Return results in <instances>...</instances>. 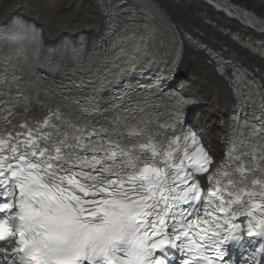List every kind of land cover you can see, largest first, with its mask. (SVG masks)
Listing matches in <instances>:
<instances>
[{"label": "snow or ice", "instance_id": "6c2138e0", "mask_svg": "<svg viewBox=\"0 0 264 264\" xmlns=\"http://www.w3.org/2000/svg\"><path fill=\"white\" fill-rule=\"evenodd\" d=\"M98 3L110 28L117 19L131 20L121 31L130 28L132 37L118 40L98 58V66L90 69L88 91H83V81L69 88L35 74L37 63L49 72L59 67L54 57L41 54L35 28L16 22L0 35L32 54L12 65L26 77L12 76L17 97L0 90V247L17 238L0 261L173 264L177 257L169 252L174 249L183 257L180 264H235L229 249L243 250L246 233L252 245L249 259L264 264V172L252 165L224 164L209 173L211 158L194 134L154 129L147 113L132 123L130 113L137 109L124 104L132 85L117 91L123 76L140 70L137 65L152 64L155 52L147 49L165 43L157 33L167 35L174 46L176 34L155 23L166 17L148 0ZM226 8L233 15L231 6ZM137 11L148 23H136ZM235 11L264 32V21L243 8ZM74 59L76 71L80 57L75 51ZM234 75L238 107L247 112L250 105L252 118L258 116L264 127V86L246 79L245 71ZM38 93L51 104L41 105L42 119H28ZM17 105L23 113L15 111ZM255 147L264 153V143ZM205 173L207 199L201 202L198 181Z\"/></svg>", "mask_w": 264, "mask_h": 264}, {"label": "bare ground", "instance_id": "6f19581e", "mask_svg": "<svg viewBox=\"0 0 264 264\" xmlns=\"http://www.w3.org/2000/svg\"><path fill=\"white\" fill-rule=\"evenodd\" d=\"M5 1L0 0V24L6 23L13 15H21L42 27L49 42H55L64 36L76 38L79 34H84L89 39L96 38L102 35L105 27V18L93 0H70L76 4L74 13L83 10V12H90L91 17L87 21L78 22H70L71 17H68L62 24L57 23L52 16H47L39 6L30 3V0H17L10 6H5L3 4ZM148 1L163 13L166 20L175 27L176 34L178 33L187 43L191 41L189 37L192 36L212 49L232 56L249 69L256 78L264 79V54L250 47V39L254 37V34L245 26L217 13L206 0ZM233 1L246 9L253 10L256 15L264 17V0ZM210 61L211 58L206 51L186 46L176 75L178 80L175 86L195 96L199 105L205 104L208 99L213 98L214 103L221 109L220 117L224 119V126H226L231 107L236 104L233 88L230 86L232 79L226 81ZM192 67H195L200 74L201 81L187 80L188 72ZM229 77L233 78L231 74ZM197 83L198 86H196ZM189 124L203 136L208 145L213 144V138L208 136V132L201 122L189 121ZM211 151L213 150L211 149ZM246 249L248 258L252 249H249L248 246Z\"/></svg>", "mask_w": 264, "mask_h": 264}, {"label": "rangeland", "instance_id": "374dc122", "mask_svg": "<svg viewBox=\"0 0 264 264\" xmlns=\"http://www.w3.org/2000/svg\"><path fill=\"white\" fill-rule=\"evenodd\" d=\"M15 1L17 0H6L3 4H5V6H10ZM30 3L39 6L47 16H52V18L59 24H62L64 21H66L68 17H71L69 20L70 22L87 21L91 17L90 12H83V10L74 13L76 10V4L70 0H30ZM94 19L96 20L95 17ZM187 76V80L189 81L196 79L198 82L202 79L195 67L191 68V71L188 72ZM196 86H198V83ZM206 103H208L207 106H201L199 110H194V112H192L191 116L189 117V121L193 120V122L197 121L204 123L206 126L205 128H207L208 136L213 138V150L216 154H218L217 156L220 157L222 150L221 141L224 134L223 123L220 117L221 114L217 110L213 98L208 99L205 104Z\"/></svg>", "mask_w": 264, "mask_h": 264}]
</instances>
